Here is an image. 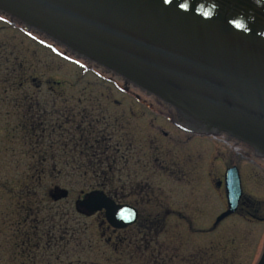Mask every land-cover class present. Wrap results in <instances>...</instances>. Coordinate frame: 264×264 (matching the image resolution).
I'll return each instance as SVG.
<instances>
[{"label": "water", "instance_id": "obj_1", "mask_svg": "<svg viewBox=\"0 0 264 264\" xmlns=\"http://www.w3.org/2000/svg\"><path fill=\"white\" fill-rule=\"evenodd\" d=\"M0 13L264 157V0H0ZM226 181L217 223L242 196L236 168ZM78 207L115 229L137 220L101 192Z\"/></svg>", "mask_w": 264, "mask_h": 264}, {"label": "flooded vegetation", "instance_id": "obj_2", "mask_svg": "<svg viewBox=\"0 0 264 264\" xmlns=\"http://www.w3.org/2000/svg\"><path fill=\"white\" fill-rule=\"evenodd\" d=\"M2 18L0 22L4 24L14 21L8 16ZM10 30L24 40L32 38L31 29L20 28L18 30L20 33L13 29ZM42 46L47 47L45 44ZM56 46L62 47L57 44ZM15 67L16 64L13 69L3 71L5 80H2L4 85H1L4 89L0 90V111H4L1 113L4 115H0V145H3V142L7 145L4 149L5 154L16 155V147L26 148L27 153L29 149L33 163L30 165L31 168L29 167V173L20 174L25 180L29 179V181L46 187L47 181L55 180L58 184L42 189V192H36V189L40 188L29 185V182L24 185L25 187L18 189L16 187L3 188L6 192L2 194L8 196V208L11 213L4 220L0 219V264H64V258H69L71 253H80L78 235L80 228L73 229L70 233L68 223L73 220V223L79 224L81 217L93 218L95 216L102 219L110 234L108 242L115 248V251L122 254L126 264H200L192 258L190 252L189 241L191 242L193 235H201L205 238L215 236L209 243L211 245L207 242L202 243V250H205L203 252L206 254L211 251L218 256L222 255L216 264H226L223 253L225 248L228 249V245L233 250L234 264H240L242 242L240 245L239 224L258 229L252 251L248 253V264L261 262L264 257V201H258L248 193L244 170L248 171L249 181L264 184V157L227 135L217 131L208 133L190 124L173 108L141 91L167 109L170 114L167 118L175 123L181 133L197 138L195 139L198 141L197 146L202 148L205 146L209 149L210 169L206 177L208 185L215 192L223 193L226 206L219 216L215 215L216 217L207 221H198L193 219V209L187 206L155 203L152 213L145 214L151 208L149 204L135 206L128 202L123 203L115 198V194L104 192L117 205L130 207L137 213V220L133 225L124 229H115L108 223L105 211L88 215L78 207L85 198V195L81 197L79 191L80 159L82 157L87 158V161L97 162L100 157L106 158L107 154L113 155L112 149L115 147L117 150L114 156L117 157L116 154H119L123 160L122 150L118 149L120 145L118 143L114 145L109 134L98 139L101 137V132L96 133L89 130L88 133H84L81 130V124L84 125L87 122L92 124V121H87L89 117L81 113V100L73 93L51 92V97L46 98L42 96V92L13 91L12 83L15 84L13 80L16 74H19L20 89L24 85L27 86L28 82L33 83V77L27 78V70L22 63L17 69ZM119 79L125 85H129L122 78ZM44 82L46 85L50 84L47 80ZM55 85L61 86V83H55ZM134 99L142 100L139 95H135ZM70 100L73 101L72 105H70ZM147 107L152 111L155 110L154 107ZM96 134L98 136L92 141ZM165 136L168 137L167 134ZM222 142L231 146L235 153L226 149ZM244 147L249 148L252 154H247L245 151L243 153L242 148ZM236 150L242 153L236 154ZM23 155L25 156L24 153ZM237 155L240 158H237ZM218 164L226 165L219 177L216 175ZM244 166L247 168L244 169ZM234 168L239 173L242 196L236 212L217 223V219L228 210L226 173ZM95 169L96 166L91 167L84 173L92 172L97 178ZM65 179H72L75 185L76 193L71 204L68 203L71 193L69 189L64 188L61 182L62 180L64 183ZM137 187L129 191L130 195L136 193L142 196L144 194V189ZM127 195L130 196L129 193ZM228 223L230 227L236 225L238 228L231 235H229L230 231L227 233L224 227ZM176 238H179L178 242ZM226 238L228 245L225 247ZM183 247L186 251L185 256H182ZM179 259L181 261H178ZM207 259L209 257L205 258L206 262ZM3 260L6 262H2Z\"/></svg>", "mask_w": 264, "mask_h": 264}, {"label": "rangeland", "instance_id": "obj_3", "mask_svg": "<svg viewBox=\"0 0 264 264\" xmlns=\"http://www.w3.org/2000/svg\"><path fill=\"white\" fill-rule=\"evenodd\" d=\"M0 16V18L3 17V15ZM23 27L16 21L5 24L0 22V90L4 89L1 86L4 85L2 80H5L3 71L13 69L14 64L17 69L22 63L27 70V78L33 77V83L28 82L27 86L24 85L20 89L19 74H16L13 80L15 84L12 83L13 91L42 92V96L46 98L51 97V92H64L73 93L80 98L81 113L89 117L87 121H92V124L90 122L81 124V130L84 133H88L89 130L96 133L101 132V137L98 139L109 134L113 144L118 143L121 146L118 145V149L122 150L123 160L119 154H116L117 157L114 156L117 150L115 147L112 149L113 155L107 154L106 159L102 158L103 161H110L103 163V168L100 170L104 174L107 171L111 173L110 180H108L111 182H108L107 187L104 188L106 193L115 194V198L123 203L128 202L135 206L149 204L151 208L145 214L152 213L155 203L190 207L193 209V219L198 221H207L222 213L226 206L225 196L211 189L206 178L210 169L209 149L205 146L203 148L197 146L198 141L195 140L197 138L181 133L175 123L167 118L170 114L165 107L141 93L139 89L125 85L121 79L108 71L79 58L64 47L58 48L55 42L35 31H32L31 39L27 38L29 41L9 31L13 29L20 33L18 30ZM42 43L47 47H43ZM52 47H54L53 50ZM46 80L50 84L46 85L44 82ZM55 83H61V86H56ZM135 95L141 96L142 100H135ZM70 102L72 105L73 101L70 100ZM147 106L154 107L155 110L152 111ZM1 113L4 111H0V115L3 116L4 114ZM96 136L98 135L96 134L92 141L96 139ZM209 140L213 141L212 138ZM220 140L223 141V139ZM222 144L226 149L235 153L227 143L222 142ZM5 146L7 145L4 142L0 145L1 220L11 213L8 208V196L2 194L6 192L3 188L16 187L18 189L25 187L24 185L29 182V185L40 188L36 189V192H42V189L58 184L55 180L47 181L46 187L29 181L27 178L25 180L20 174L29 173V167L33 163L29 149L27 153L26 148L16 147L17 154L13 155V153H4ZM242 149H244L243 153L252 154L249 148ZM19 152H23L25 156ZM239 153L242 151L236 150V154ZM237 158H240L239 155ZM86 162H88L87 158L81 157L79 191L82 198L93 191L101 190L102 183L105 181L96 178L92 172L84 173L89 171V169L82 170V167H86ZM225 166L217 165V177L225 170ZM246 168L247 166H244V169ZM244 171L248 193L258 201H264V184L249 181L248 171ZM61 182L64 188L69 189L71 193L68 202L71 204L76 193L74 181L65 179L64 183L62 180ZM136 186L144 189L142 196L136 193L130 195L129 191L132 188L136 189ZM128 193L130 196L127 195ZM239 225L241 226H238L240 245L242 242L240 264H248V253L252 251L258 229ZM224 227L227 233L230 231L229 235L238 229L236 225L230 227L229 223ZM77 228H80L78 234L80 253H71L69 258H64V264H126L122 254L115 251V248L108 242L110 234L99 216L81 217L79 224L73 223V220L68 223L70 233ZM214 238L215 236L205 238L201 235H193L191 242L189 241L192 258L200 264L202 262L203 264H216L222 255L218 256L211 251L206 254L203 252L205 250H202V243L207 242L211 245L209 243ZM176 240L178 242L179 238ZM226 245H228L227 238L225 247ZM182 250H184L182 256H185L184 247ZM207 257L209 259L206 262ZM233 257V250L228 245V249L225 248L223 253L225 263L234 264Z\"/></svg>", "mask_w": 264, "mask_h": 264}, {"label": "trees", "instance_id": "obj_4", "mask_svg": "<svg viewBox=\"0 0 264 264\" xmlns=\"http://www.w3.org/2000/svg\"><path fill=\"white\" fill-rule=\"evenodd\" d=\"M102 158H104V159H106L105 157H100V158H98V160H97V162H91L90 160H88V162H86V167L84 168V169H90L91 167L93 168V167H95L96 166V169H95V171L97 172V175H98V179L99 178H101V179H103V180H105L103 183H102V187H101V190H96V191H93V192H102V193H104L105 192V190H104V188L105 187H107L106 185L108 184V182H111V181H108V180H110L109 179V176L111 175V173L110 172H106L105 174L103 173V171H100L103 167V163H109V162H106V161H103V159ZM99 162V163H98ZM98 163V164H97ZM83 168V167H82ZM92 193V192H91Z\"/></svg>", "mask_w": 264, "mask_h": 264}, {"label": "snow or ice", "instance_id": "obj_5", "mask_svg": "<svg viewBox=\"0 0 264 264\" xmlns=\"http://www.w3.org/2000/svg\"><path fill=\"white\" fill-rule=\"evenodd\" d=\"M164 3H171V0H163Z\"/></svg>", "mask_w": 264, "mask_h": 264}]
</instances>
